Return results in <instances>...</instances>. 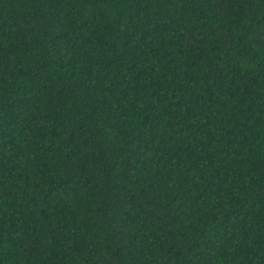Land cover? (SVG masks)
<instances>
[{
	"label": "trees",
	"instance_id": "trees-1",
	"mask_svg": "<svg viewBox=\"0 0 264 264\" xmlns=\"http://www.w3.org/2000/svg\"><path fill=\"white\" fill-rule=\"evenodd\" d=\"M0 264H264V0H0Z\"/></svg>",
	"mask_w": 264,
	"mask_h": 264
}]
</instances>
